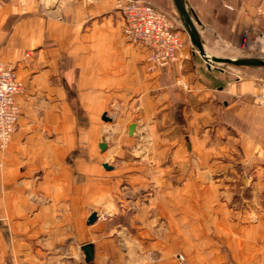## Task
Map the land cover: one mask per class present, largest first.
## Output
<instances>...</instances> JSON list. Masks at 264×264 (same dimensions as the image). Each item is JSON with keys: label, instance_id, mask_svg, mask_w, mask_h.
I'll use <instances>...</instances> for the list:
<instances>
[{"label": "crops", "instance_id": "1", "mask_svg": "<svg viewBox=\"0 0 264 264\" xmlns=\"http://www.w3.org/2000/svg\"><path fill=\"white\" fill-rule=\"evenodd\" d=\"M184 1L203 46L264 35V0ZM116 3L0 0V63L23 85L0 264L121 262V243L140 264H264V68H207L181 28L188 58L148 72Z\"/></svg>", "mask_w": 264, "mask_h": 264}, {"label": "built area", "instance_id": "2", "mask_svg": "<svg viewBox=\"0 0 264 264\" xmlns=\"http://www.w3.org/2000/svg\"><path fill=\"white\" fill-rule=\"evenodd\" d=\"M117 9L124 19L123 34L132 43L146 50L145 67L148 72L178 63L188 58L181 31L163 11L137 0H117ZM190 52L195 53L194 47ZM197 53V52H196ZM23 92L14 67L0 63V147L6 148L19 118L16 97ZM183 261L182 255H177Z\"/></svg>", "mask_w": 264, "mask_h": 264}, {"label": "rangeland", "instance_id": "3", "mask_svg": "<svg viewBox=\"0 0 264 264\" xmlns=\"http://www.w3.org/2000/svg\"><path fill=\"white\" fill-rule=\"evenodd\" d=\"M161 11H163L164 13H166L174 22H176V18L175 16H177L174 5L172 0H167L166 2L163 3V5L157 6ZM260 11V10H258ZM177 28L181 29L182 28V24L177 23ZM196 24V23H195ZM245 40L247 42H249L248 47L245 48ZM256 41V42H254ZM242 47L240 46L238 49L233 48L229 45H226L225 42H222L218 39L214 40L212 45L210 46H203L204 50H205V58L201 57L198 53L197 55H199L200 59H201V63L204 64L207 68L209 65V68H218V69H225V70H230V69H234L236 66L232 65V64H228V63H222V62H218L217 60H212V58H220V59H234V58H242V57H258L264 60V48L262 47V44H264V35H255L254 38H246L243 40L242 43ZM262 47V50L259 51V49L256 47ZM210 50V51H208ZM263 68V67H262ZM104 219V217H103ZM116 250L118 249V252H120L121 254H123V256H125V260L123 261H107V262H98L95 264H140L138 262L135 261H131L133 257H135L136 254L140 253L139 248L134 247L133 244H127L123 245L121 243V246H115ZM137 248V249H136ZM139 252V253H138ZM145 252V251H144ZM146 254H148V251L145 252ZM181 255V254H178ZM129 259V260H127ZM179 262L184 264V260ZM64 264V263H63ZM65 264H68L65 262ZM74 264V263H72Z\"/></svg>", "mask_w": 264, "mask_h": 264}, {"label": "water", "instance_id": "4", "mask_svg": "<svg viewBox=\"0 0 264 264\" xmlns=\"http://www.w3.org/2000/svg\"><path fill=\"white\" fill-rule=\"evenodd\" d=\"M176 14L182 24V28L188 36V39L191 45L194 47L196 52L203 58H205V50L203 44L201 42L200 36L198 34L196 28V19L193 14L186 7V3L184 0H172ZM213 60H217L218 62L232 64L236 67H263L264 68V60L258 57H242V58H234V59H220V58H212ZM209 68V65H207ZM104 120H107L105 116L102 117ZM132 127H130L131 129ZM99 148L101 151L105 149V144L100 143ZM104 167H107L104 165ZM96 215L90 214L87 221L88 223H92L95 221ZM83 250L86 254L91 252L90 245H83Z\"/></svg>", "mask_w": 264, "mask_h": 264}, {"label": "trees", "instance_id": "5", "mask_svg": "<svg viewBox=\"0 0 264 264\" xmlns=\"http://www.w3.org/2000/svg\"><path fill=\"white\" fill-rule=\"evenodd\" d=\"M146 4H147V3H146ZM149 5H150V4H149ZM151 6H153L154 8H157V9H159L157 6H154V5H151ZM175 18H176V20H175V21H176L177 23H180V24H181V22H180V20H179L178 16H175ZM176 22H175V23H176ZM176 27H177V24H176ZM178 29H179V28H178Z\"/></svg>", "mask_w": 264, "mask_h": 264}, {"label": "bare ground", "instance_id": "6", "mask_svg": "<svg viewBox=\"0 0 264 264\" xmlns=\"http://www.w3.org/2000/svg\"><path fill=\"white\" fill-rule=\"evenodd\" d=\"M254 42H256V41H254ZM256 47L259 49V51H261L262 50V47L264 48V44H262V47H258V46H256Z\"/></svg>", "mask_w": 264, "mask_h": 264}]
</instances>
